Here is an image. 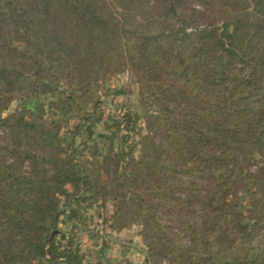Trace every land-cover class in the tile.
<instances>
[{"label": "trees", "instance_id": "1", "mask_svg": "<svg viewBox=\"0 0 264 264\" xmlns=\"http://www.w3.org/2000/svg\"><path fill=\"white\" fill-rule=\"evenodd\" d=\"M125 76V139L89 145L81 96ZM82 200L144 264H264V0H0V264L57 262Z\"/></svg>", "mask_w": 264, "mask_h": 264}, {"label": "rangeland", "instance_id": "2", "mask_svg": "<svg viewBox=\"0 0 264 264\" xmlns=\"http://www.w3.org/2000/svg\"><path fill=\"white\" fill-rule=\"evenodd\" d=\"M116 85L121 87L120 93L112 91ZM23 100L24 96L19 95L6 114H11ZM51 100V95H47L40 99V102L46 104ZM94 100L100 101L101 104L96 105ZM136 100L137 88L134 80L126 76L115 82H102L99 89H92L82 95L80 104L83 117L91 120L87 123L90 130L83 140L89 145L97 144L102 150H112L117 140L125 139L118 134L119 129L123 127L120 116L127 114L130 106L136 104ZM62 121L67 122L66 126H60L58 129L62 138H68L74 126L80 123L77 119L68 121L66 117ZM56 122L59 123V119ZM75 142L80 146L82 139L77 138ZM80 151L84 153L85 149L82 148ZM87 206V201L82 200L79 214L73 216L72 208L60 216L58 227L51 232V236L61 234L70 239L72 246L68 245L66 240L57 237L59 259L53 264H74L78 261H81L79 264H144L146 251L139 236L140 227L133 224L129 228L117 230L110 219L113 213L112 203L108 202L104 209H91L85 213L84 208ZM68 217H72V220ZM69 249L75 252L76 258L67 260L68 253L65 251Z\"/></svg>", "mask_w": 264, "mask_h": 264}]
</instances>
